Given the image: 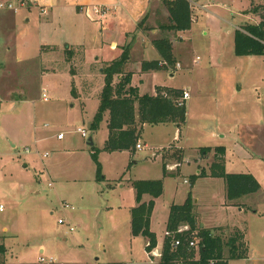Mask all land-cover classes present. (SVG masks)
<instances>
[{
  "label": "rangeland",
  "instance_id": "rangeland-1",
  "mask_svg": "<svg viewBox=\"0 0 264 264\" xmlns=\"http://www.w3.org/2000/svg\"><path fill=\"white\" fill-rule=\"evenodd\" d=\"M222 1L223 7L212 11L221 19V33L231 37L234 27L246 22L241 12L248 5L226 10L231 1L241 5L243 0ZM0 2L17 8L16 12L0 9V204L4 207L0 247L5 250L0 253V264H39V257L52 258L53 264H150L144 239L131 235L130 211L136 206L132 183L155 180L162 182V194L153 199L149 226L158 253L162 252L170 207L189 199L196 227L223 239L229 231L242 232L247 258L231 260L229 248L224 247L225 264H264V55L239 59L224 87L217 77L204 79L211 31L206 26L207 14L194 7L191 32H171L172 39L169 31L160 28L168 24V12L159 0L137 31L151 46L159 39L173 40L172 55L180 68L141 75L140 92L150 95L159 86L161 94L191 86L185 122L179 127L168 122L142 130L137 123L141 131L137 143L142 149L107 153L103 151L108 136L105 118L97 129L88 128L99 106L101 65L93 70L96 77L90 82L94 90L90 98H78L80 81L69 73L63 52L49 55L40 47L46 39L39 10L26 13L16 2ZM262 6L264 0H254L251 9L262 12ZM252 18L246 24L259 23V16ZM53 33L52 29L49 35ZM127 42L136 43L135 32ZM197 57L198 63L193 64ZM154 59H159L155 53L144 56L145 61ZM75 65L76 74L87 72V67ZM127 67L138 86L141 60L135 57ZM84 88L88 90L87 85ZM232 103L240 109L236 117L243 111L242 122L232 115ZM77 130H84L86 138ZM34 133L44 140L35 145ZM89 138L93 146L87 144ZM220 147L225 150V173L252 175L258 192L227 201L224 180L209 176ZM96 151L101 178L92 159ZM180 162L179 170L171 169ZM149 200L143 197V202ZM191 251V259L197 260L198 249Z\"/></svg>",
  "mask_w": 264,
  "mask_h": 264
},
{
  "label": "trees",
  "instance_id": "trees-1",
  "mask_svg": "<svg viewBox=\"0 0 264 264\" xmlns=\"http://www.w3.org/2000/svg\"><path fill=\"white\" fill-rule=\"evenodd\" d=\"M253 0L251 6L253 7ZM163 4L168 12L167 25L160 26L161 29L169 32H185L191 27V10L187 0H163ZM262 12L257 9H251L254 16H259L258 24H246L240 30L234 32V55L237 57L262 56L264 48L258 42L264 39V6ZM262 13V14H261ZM145 18L139 23L142 25ZM157 51L160 60L152 62H143L141 71L166 70L175 65L172 55V44L169 39L163 38L152 43ZM131 42H127L120 55L110 61L103 62L100 65L103 77L102 88L99 91V106L97 112L90 124V129L95 130L103 121L105 114H108L107 129L108 136L104 143L103 151L129 152L133 153L139 138V125H159L168 122L180 124L185 122L186 108L185 103L178 105L183 92L179 90H165V93H157L155 96H139L136 88L131 86L132 74L126 71L130 60ZM80 51V50H78ZM66 59L70 65L69 71L72 76H76L72 64V55L74 50H66ZM88 87L83 92L85 96L90 94ZM75 95L74 92H72ZM205 152V151H204ZM99 151L92 153V159L96 166V173L101 178V166L98 163L97 155ZM224 148H217L215 162L210 167L209 176L212 178H221L225 182V196L227 201L233 202L242 197L254 194L259 190V184L250 174H226L223 168ZM165 174V168L163 167ZM203 172L199 176H203ZM135 190L136 206L131 209L130 226L133 237H142L146 240V252L156 248V237L150 231V216L154 206L153 199L162 194V182L155 181H135L132 183ZM149 196L151 200L143 202V197ZM192 203L188 199L184 205H172L167 221L166 231L173 234L175 239H180L182 245L177 249L171 246V238H165L161 257L158 264H225L223 260V248H229V259H246L247 249L244 243V236L239 230L231 231L225 239L214 235L209 230L196 227V221L192 214ZM187 226L188 231L179 234L177 230ZM198 231L199 238L197 260L191 259L193 251L188 250L186 240L191 239V234ZM0 247V253H5ZM120 264V263H117Z\"/></svg>",
  "mask_w": 264,
  "mask_h": 264
},
{
  "label": "crops",
  "instance_id": "crops-1",
  "mask_svg": "<svg viewBox=\"0 0 264 264\" xmlns=\"http://www.w3.org/2000/svg\"><path fill=\"white\" fill-rule=\"evenodd\" d=\"M13 1L16 3L24 2V9L27 12L38 9L42 6L45 9V13L41 14L38 11V16L40 20L41 27L44 30V39L45 42L41 44V49L47 54H55L56 52H63L64 62H67L66 50H74L72 55V64L74 67L75 64H81V66L87 67V72L83 74H77L75 77L79 78L80 81V92L77 95L78 98L83 97V99H88L92 95L93 87H91L90 94L85 96L83 92V85H87L90 87L92 83L91 81L95 80L94 69L97 68L98 64L103 62H110L116 59L123 48V46L127 43L128 36L135 32V42L131 45L130 48V60L127 66H130L134 58L141 60V64L143 62H152L159 61V55L155 48L148 45L147 40L144 38L141 33H138L139 23L145 18V21L149 19V15L153 5H158L159 0H7ZM190 4V10L193 11V8L196 7L199 10L204 11L207 14V28L210 31V40L207 42L206 46V55L208 58V62L205 65V69L203 70L204 79L206 77H217L222 84L221 86H225L226 80L230 75L232 69L234 68V64H237L239 59H243L244 57H237L234 55V34L229 37L228 34L225 36L221 32V28L219 25L218 17H215V13L212 11L216 8L223 7L221 3L222 0H187ZM246 0H243L241 5L231 1L225 6L226 10L230 8L235 10L237 8L240 9V6L248 5L241 12L243 19L246 21L241 27H234L236 30H240L249 20H253L252 17L254 15L249 13L251 10V0H247L248 4L245 3ZM250 1V3H249ZM254 1V0H253ZM223 2V1H222ZM103 11L104 16L100 19L96 16V11ZM193 13L191 14V24L194 22ZM168 16V15H167ZM213 20H212V17ZM30 19H26L25 21H29ZM144 21V22H145ZM53 29V35H49L51 30ZM192 25L188 31L181 32H191ZM235 30V31H236ZM234 31V32H235ZM156 30H152L151 33H155ZM171 33V32H169ZM176 34V33H175ZM207 36V32L204 33ZM172 38V33L170 35ZM173 39V38H172ZM180 39V38H179ZM171 44H173V40H171ZM63 46H65L63 48ZM80 50V51H78ZM154 53L158 56V60L145 61L144 56L147 54ZM173 53V49H172ZM174 55V53H173ZM51 57V56H50ZM255 56H248L246 58H254ZM260 57V56H256ZM199 58L192 60L193 64L198 63ZM241 61V60H240ZM249 62V61H248ZM180 68L179 62L175 61V65L171 68L166 69L165 71H174V69ZM173 68V69H172ZM126 71L132 74L131 77V86L136 88L139 96L147 95L142 94L141 86L143 85L144 79H140L141 75L148 76L153 75L154 71L142 72L140 68V77L138 86L135 85V76L132 71L126 68ZM101 72V69H99ZM70 73V71H69ZM212 75V76H211ZM170 76H174V72L170 74ZM100 89L102 86L99 87ZM191 88V86H190ZM190 88L181 90L182 92H188L190 98ZM162 89L159 86H154V92L149 96H155L158 93V90ZM164 89V88H163ZM233 102V99H231ZM186 107V102H185ZM233 109L232 115L235 116L236 121L242 122L243 111L240 112V117H236L238 115V106L237 104H233L231 106V112ZM229 112V111H228ZM230 112V113H231ZM242 114V115H241ZM4 116V115H3ZM105 125L107 126L108 115L104 116ZM240 125L248 126L247 124L240 123ZM144 126L148 125H140V129ZM47 126L44 125V128ZM90 128V124L88 125ZM139 129V130H140ZM108 131V130H107ZM141 132V131H139ZM243 136V134H239L237 137ZM44 139H40L37 136V133H34V144H38L42 142ZM107 140V139H106ZM138 141L139 138H138ZM15 144L11 145V148H15ZM125 153V152H119ZM225 157V150H224ZM199 173V172H197ZM143 201V200H142ZM1 205V204H0ZM202 228V226L200 227ZM230 233V231H229ZM133 237V236H132ZM140 237V236H138ZM136 238V237H133ZM144 239V238H143ZM145 244L147 245L146 240L144 239ZM144 244V245H145ZM158 242L156 241V246ZM146 247H144L145 249ZM157 250V248H155ZM146 251V250H145ZM41 249L39 253H42ZM158 252V251H157ZM154 260L159 259L151 258L150 264H154ZM153 261V262H152Z\"/></svg>",
  "mask_w": 264,
  "mask_h": 264
},
{
  "label": "built area",
  "instance_id": "built-area-1",
  "mask_svg": "<svg viewBox=\"0 0 264 264\" xmlns=\"http://www.w3.org/2000/svg\"><path fill=\"white\" fill-rule=\"evenodd\" d=\"M41 1V0H40ZM17 5L19 7H23L25 6V3L24 2H19L17 3ZM0 9H6V10H9V11H14L16 12L17 11V8L15 6H13L11 3L9 2H0ZM38 10L40 11L41 14H44L45 13V9L40 6L38 8ZM96 16L98 18H102L104 16V12L103 11H96ZM258 42L263 46L264 48V39H260L258 40ZM42 99L43 101H46V98H45V95L42 94ZM189 99V94L188 92H183L182 94V97L180 99V102L178 103L179 106H181L183 103H185L187 100ZM77 132L80 134V136L82 138H86V132L84 130H77ZM63 138L62 134H58L57 135V139L58 140H61ZM142 149V145L140 143H137L136 144V147H135V150H141ZM30 151L28 148H25V153L28 154ZM181 165H182V162L174 165L171 167V169H175V170H179L181 168ZM184 183H187L186 180H184ZM68 206L65 205V208H67ZM4 210V207L3 205H0V213ZM58 224H63V222L61 220H58ZM189 229L187 226H183V227H180L178 230H177V233L179 234H183L185 232H187ZM198 236H196V232L192 233L191 235V240H186V246H187V249L188 250H194V249H198V245H199V241L196 240ZM165 238H171V246L173 249H177L178 247H180L183 243L180 239H175L173 237V234L172 233H169V232H165ZM147 254L150 256V258H157V259H160L161 257V254L157 252V250L153 249L152 251H150L149 253L147 252ZM53 259L50 258L48 260H45L44 258L42 257H39L38 258V263L39 264H53Z\"/></svg>",
  "mask_w": 264,
  "mask_h": 264
},
{
  "label": "water",
  "instance_id": "water-1",
  "mask_svg": "<svg viewBox=\"0 0 264 264\" xmlns=\"http://www.w3.org/2000/svg\"><path fill=\"white\" fill-rule=\"evenodd\" d=\"M89 146H93V142L91 140V138L88 139V143H87Z\"/></svg>",
  "mask_w": 264,
  "mask_h": 264
}]
</instances>
